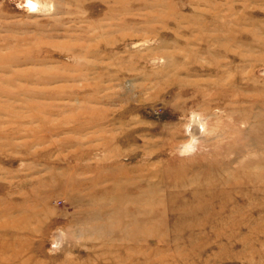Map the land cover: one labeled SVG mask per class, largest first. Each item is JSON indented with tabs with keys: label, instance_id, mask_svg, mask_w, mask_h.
I'll return each instance as SVG.
<instances>
[{
	"label": "rangeland",
	"instance_id": "obj_1",
	"mask_svg": "<svg viewBox=\"0 0 264 264\" xmlns=\"http://www.w3.org/2000/svg\"><path fill=\"white\" fill-rule=\"evenodd\" d=\"M36 1L0 0V264H264V0Z\"/></svg>",
	"mask_w": 264,
	"mask_h": 264
},
{
	"label": "bare ground",
	"instance_id": "obj_2",
	"mask_svg": "<svg viewBox=\"0 0 264 264\" xmlns=\"http://www.w3.org/2000/svg\"><path fill=\"white\" fill-rule=\"evenodd\" d=\"M33 2H35V6H37V3H38V1H36V0H34ZM33 2L31 1V0H27V4H28V6L31 8V9H33L34 8V4H33ZM194 117V116H193ZM197 121V120H196ZM199 122V121H198ZM201 128H202V126H201ZM194 134V133H193ZM195 137V136H194Z\"/></svg>",
	"mask_w": 264,
	"mask_h": 264
}]
</instances>
